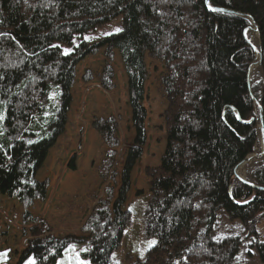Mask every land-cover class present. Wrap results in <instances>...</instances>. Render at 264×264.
<instances>
[{
    "label": "trees",
    "instance_id": "16d2710c",
    "mask_svg": "<svg viewBox=\"0 0 264 264\" xmlns=\"http://www.w3.org/2000/svg\"><path fill=\"white\" fill-rule=\"evenodd\" d=\"M249 16L262 52L254 86ZM117 19L119 31L88 39ZM102 49L108 60L116 52L122 58L135 130L119 196L100 202L86 236L33 240L18 264H57L71 244H86L81 257L92 264H113L132 215L124 209L131 173L147 142V57L166 66V149L160 165L146 169V234L154 244L136 264H235L242 241L216 239L220 212L242 222L264 264L257 229L264 220V155L249 171L254 185L235 173L258 144L255 101L264 125V0H0V195L27 208L25 221L37 220L28 208L47 199L49 181L38 173L68 124L77 68ZM92 77L88 70L86 81ZM114 78L106 62L102 85L113 89ZM92 126L106 143L118 144L115 118H97ZM115 152L102 161L101 176Z\"/></svg>",
    "mask_w": 264,
    "mask_h": 264
},
{
    "label": "rangeland",
    "instance_id": "374dc122",
    "mask_svg": "<svg viewBox=\"0 0 264 264\" xmlns=\"http://www.w3.org/2000/svg\"><path fill=\"white\" fill-rule=\"evenodd\" d=\"M250 27L245 31V35L247 31L253 30L248 37L251 36L255 45L258 43L257 47L260 48V36L254 32L253 25ZM120 28L121 21L117 19L87 37L93 40L101 39ZM253 33L256 37H253ZM248 37L246 35L247 39ZM255 53L256 59L250 70L252 86L257 84L260 78L256 50ZM106 62H111L115 72L113 89L105 88L100 79ZM146 65L148 78L145 83L144 105L147 109V142L143 147L142 157L131 173V187L124 209H129L132 215L120 247L112 255L113 264H136L154 244V240L146 234L145 211L151 197L150 177L147 176L146 169L159 166L166 149L164 114L168 100L162 84V78L166 74L165 63L147 57ZM88 70L93 73V77L86 81ZM71 92L73 102L65 132L50 149L38 173L40 180L49 181L47 199L36 201L28 208L29 213L37 220L25 221L24 213L27 208L15 199L0 195V264H18L30 243L42 237L86 236L84 228L100 202L107 197L109 202H114L119 196L122 173L135 138L129 105L128 77L119 52H116L113 60L107 59L104 49L85 58L77 68V78ZM255 104L256 113L259 115L258 102L255 101ZM110 116L117 122L116 146L106 143L92 126L97 118ZM258 132V144L251 154L253 158L247 162L246 171L242 173V177L251 183L249 171L263 157L261 122ZM113 149L116 151L115 155L112 161H108L111 170L107 177L101 176L102 161ZM72 161L75 162L74 170L70 168ZM236 176L242 179L239 175ZM257 229L260 238L264 240V220ZM35 233L38 235H34ZM215 234L217 240L228 236L241 238L242 246L235 264H262L254 240L246 234L242 222L232 221L224 212H220ZM87 248L86 244H71L57 264H92L81 257V253Z\"/></svg>",
    "mask_w": 264,
    "mask_h": 264
},
{
    "label": "water",
    "instance_id": "95a60500",
    "mask_svg": "<svg viewBox=\"0 0 264 264\" xmlns=\"http://www.w3.org/2000/svg\"><path fill=\"white\" fill-rule=\"evenodd\" d=\"M240 16H243L242 14H239ZM249 20L251 21V23H252V25L255 27V29H256V32L259 34V29H258V26H257V24L255 23V21H254V19L252 18V17H250L249 16ZM249 41V43L252 45V47L254 48V50H255V46H254V44L250 41V40H248ZM262 64V52H261V48H260V52H259V61H258V63H257V65H261ZM251 70V69H250ZM259 105V111H260V122H261V132H262V139H263V154L262 155H264V125H263V119H262V107H261V105L260 104H258ZM246 123H248V122H246ZM253 157L250 155V156H248V157H246V159L243 161V162H241L237 167H236V169H235V173H236V175H238L237 174V168L240 166V165H242L244 162H248L249 160H251ZM243 182H245V183H247V184H250V185H254L253 183H251V182H249V181H247V180H245V179H241Z\"/></svg>",
    "mask_w": 264,
    "mask_h": 264
},
{
    "label": "bare ground",
    "instance_id": "6f19581e",
    "mask_svg": "<svg viewBox=\"0 0 264 264\" xmlns=\"http://www.w3.org/2000/svg\"><path fill=\"white\" fill-rule=\"evenodd\" d=\"M253 27H254V26H253ZM251 32H253V30H250V31H248V32L246 33L247 37L249 36V34H250ZM254 32H255L256 34H258V33L256 32L255 27H254ZM255 33H253V37H256V34H255ZM248 39L254 44V46H255V50H256V52H257L258 59H259L260 48L257 47L258 43H257V45H255V43H254V41L252 40L251 36L248 37ZM253 39H254V38H253ZM255 40H256V39H255ZM258 61H259V60H258ZM257 63H258V62H257ZM246 164H247V162H244L242 165H240V166L237 168V169H238L237 174H238L242 179H245V180H246V178L242 177V173H244V172L246 171Z\"/></svg>",
    "mask_w": 264,
    "mask_h": 264
},
{
    "label": "snow or ice",
    "instance_id": "6c2138e0",
    "mask_svg": "<svg viewBox=\"0 0 264 264\" xmlns=\"http://www.w3.org/2000/svg\"><path fill=\"white\" fill-rule=\"evenodd\" d=\"M213 11H217V9H212ZM119 31V30H118ZM29 264H35V261H30Z\"/></svg>",
    "mask_w": 264,
    "mask_h": 264
}]
</instances>
